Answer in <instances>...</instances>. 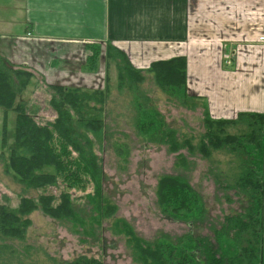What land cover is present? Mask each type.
<instances>
[{
    "label": "trees",
    "instance_id": "obj_1",
    "mask_svg": "<svg viewBox=\"0 0 264 264\" xmlns=\"http://www.w3.org/2000/svg\"><path fill=\"white\" fill-rule=\"evenodd\" d=\"M96 48L91 47L87 70H96ZM105 57L115 62L121 83L128 79L130 84H143L142 75L147 73L154 75L159 89L183 103L196 107L202 99L189 94L184 56L155 61L146 70L133 67L119 48L109 44ZM123 71L127 73L125 77ZM33 78V73L16 68L0 54V108L17 116L14 144L8 148V159L3 158L5 173L39 192L36 199L20 198L14 208L0 203V237L4 240L24 242L32 226L30 216L36 211L55 221L71 222L75 227L83 224L73 192L81 193L93 205L90 216L98 219L99 225L114 218L117 212L116 205L104 194V172L89 137L101 140L105 134L103 93L50 85L59 98L50 102L56 118L40 123L27 104L18 101ZM140 122L139 117L137 123ZM203 125L205 132L197 145L190 138L180 140L177 132L162 121L159 129H147L143 135L151 142L167 145L172 153L186 149L209 160L221 151L235 156L239 161L237 172L226 188L247 198L248 206L244 212L225 219L221 230L215 233V243L192 234L177 241L160 238L147 242L136 235L130 224L116 220L115 229L120 228L117 230L125 236L137 264H264V113L241 112L233 120L215 119L206 106ZM240 126L244 129H238V133L229 131ZM6 136L7 133L5 148ZM53 188L59 193H53ZM156 198L160 213L170 219L199 224L206 218L202 197L183 177H161ZM5 258L0 256V264H10ZM66 264L103 263L79 257Z\"/></svg>",
    "mask_w": 264,
    "mask_h": 264
},
{
    "label": "rangeland",
    "instance_id": "obj_2",
    "mask_svg": "<svg viewBox=\"0 0 264 264\" xmlns=\"http://www.w3.org/2000/svg\"><path fill=\"white\" fill-rule=\"evenodd\" d=\"M7 12L0 10L1 39L4 35L16 37L17 31L13 26L17 14ZM106 50L107 45L93 50L98 60L102 54L105 58L103 69L100 68L98 73H94L93 80L85 83V86L93 88L63 86L100 91L106 98L103 108L105 134L101 140L92 135L89 137L94 141V151L104 172V194L116 205V215L99 225L98 219L93 220L90 216L93 205L81 193L73 192L75 208L84 223L77 222L79 225L75 227L71 222L55 221L41 211L33 212L30 216L32 226L24 242L0 237V246L7 247L0 248V256H6L10 264H66L79 257L97 259L103 264H137L125 236L117 230L120 228L115 229L116 220L130 224L136 235L147 242L160 238L177 241L184 235L192 234L215 243V233L221 230L225 219L244 212L248 206L247 198L226 188L231 185L234 172H237L239 161L235 156L221 151L214 153L209 160L198 152L186 149L172 153L167 145L151 142L143 135L147 129H159V122L162 121L177 132L180 140L190 138L197 145L205 132L203 113L208 106L206 100L201 99L196 107L183 103L159 89L154 75L147 73L142 75L145 77L143 84H130L132 82L128 79L121 83L115 62L105 57ZM36 64L41 67L40 62ZM31 71L34 78L19 94L18 101L27 104L38 122L53 121L56 113L50 102L59 98L50 85H58L50 83L34 69ZM79 71L92 72L86 69ZM122 74L125 77L127 73L123 71ZM139 117L141 122L138 124ZM213 117H216L215 113ZM16 118L15 112L6 114L0 108V203L12 208L19 205L22 197H39L37 190L26 188L5 173L3 158L8 159V148L14 144ZM238 129L244 128L240 126L229 131L238 133ZM6 133L7 148L4 147ZM163 176L183 177L200 194L207 210L202 223L186 224L160 213L156 191ZM52 191L59 193L55 188Z\"/></svg>",
    "mask_w": 264,
    "mask_h": 264
},
{
    "label": "crops",
    "instance_id": "obj_3",
    "mask_svg": "<svg viewBox=\"0 0 264 264\" xmlns=\"http://www.w3.org/2000/svg\"><path fill=\"white\" fill-rule=\"evenodd\" d=\"M0 10L17 14L0 54L50 83L85 86L105 64L102 54L79 71L91 47L109 44L138 69L186 57L189 94L215 119L264 113V0H0Z\"/></svg>",
    "mask_w": 264,
    "mask_h": 264
},
{
    "label": "built area",
    "instance_id": "obj_4",
    "mask_svg": "<svg viewBox=\"0 0 264 264\" xmlns=\"http://www.w3.org/2000/svg\"><path fill=\"white\" fill-rule=\"evenodd\" d=\"M227 63H228V65L231 64V59L229 57L227 58Z\"/></svg>",
    "mask_w": 264,
    "mask_h": 264
}]
</instances>
